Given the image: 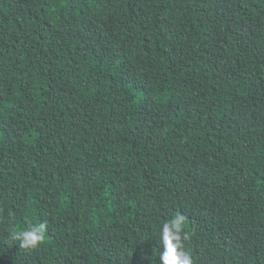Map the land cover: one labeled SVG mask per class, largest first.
I'll return each instance as SVG.
<instances>
[{
    "label": "trees",
    "instance_id": "obj_1",
    "mask_svg": "<svg viewBox=\"0 0 264 264\" xmlns=\"http://www.w3.org/2000/svg\"><path fill=\"white\" fill-rule=\"evenodd\" d=\"M177 214L264 264V0H0V264H161Z\"/></svg>",
    "mask_w": 264,
    "mask_h": 264
},
{
    "label": "clouds",
    "instance_id": "obj_2",
    "mask_svg": "<svg viewBox=\"0 0 264 264\" xmlns=\"http://www.w3.org/2000/svg\"><path fill=\"white\" fill-rule=\"evenodd\" d=\"M186 221L184 215L177 214L163 224L160 236L163 251L159 255L161 264H194L190 252L186 250V244L192 239ZM47 230L46 221L38 225L29 224L26 230L13 227L8 234L9 246L19 244L25 252L37 251L45 243Z\"/></svg>",
    "mask_w": 264,
    "mask_h": 264
}]
</instances>
